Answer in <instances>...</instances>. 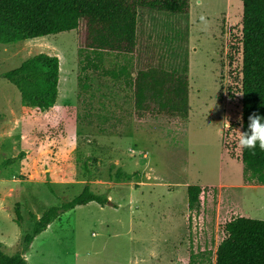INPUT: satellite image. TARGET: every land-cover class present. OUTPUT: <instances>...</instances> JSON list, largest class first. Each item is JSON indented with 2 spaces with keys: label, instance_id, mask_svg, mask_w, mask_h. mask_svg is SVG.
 <instances>
[{
  "label": "rangeland",
  "instance_id": "obj_1",
  "mask_svg": "<svg viewBox=\"0 0 264 264\" xmlns=\"http://www.w3.org/2000/svg\"><path fill=\"white\" fill-rule=\"evenodd\" d=\"M241 17V0H190L186 16L141 10L132 56L85 50L82 24L0 45V165L15 159L0 169L3 253H21L34 221L86 184L108 203L61 214L34 238L27 264H189L192 253L213 261L241 209L264 221V186L245 179L240 161ZM36 54L59 60L57 99L42 113L1 77ZM146 61L177 71L186 63L185 120L136 118L131 90L113 74ZM111 167L132 179L114 182ZM189 185L202 190L196 212L186 208Z\"/></svg>",
  "mask_w": 264,
  "mask_h": 264
},
{
  "label": "trees",
  "instance_id": "obj_2",
  "mask_svg": "<svg viewBox=\"0 0 264 264\" xmlns=\"http://www.w3.org/2000/svg\"><path fill=\"white\" fill-rule=\"evenodd\" d=\"M241 133L247 130L248 116H264V0H241ZM155 11L167 16H186L190 0H0V45L56 36L83 30L79 41L85 50L118 56H132L137 50L139 11ZM89 63V61L87 62ZM84 71V68H83ZM188 69L166 70L145 62L135 71L121 68L114 78H123L132 93L136 118L188 117ZM12 84L23 102L36 112L50 111L57 99L59 60L55 56L36 54L19 67L1 76ZM15 159L5 160L0 169ZM240 161L247 181L264 186V151L241 148ZM113 172L114 182H129L133 175ZM187 208L198 211L201 188L186 187ZM96 203L105 206L108 199L96 195L86 184L72 200L45 210L34 221L30 234L23 238L21 253L8 256L0 245V264H27L23 255L34 238L44 232L64 212ZM225 238L217 246L214 260L204 253L190 254L189 264H264V221L243 217L224 224Z\"/></svg>",
  "mask_w": 264,
  "mask_h": 264
},
{
  "label": "clouds",
  "instance_id": "obj_3",
  "mask_svg": "<svg viewBox=\"0 0 264 264\" xmlns=\"http://www.w3.org/2000/svg\"><path fill=\"white\" fill-rule=\"evenodd\" d=\"M239 146L250 151H254L258 146L264 151V116L257 113L248 116V127L240 133Z\"/></svg>",
  "mask_w": 264,
  "mask_h": 264
},
{
  "label": "crops",
  "instance_id": "obj_4",
  "mask_svg": "<svg viewBox=\"0 0 264 264\" xmlns=\"http://www.w3.org/2000/svg\"><path fill=\"white\" fill-rule=\"evenodd\" d=\"M197 3L198 4H201V0H197ZM178 19V18H177ZM178 27V25L176 26ZM125 66H123L122 68H124ZM132 67L129 68V70L131 69ZM128 70V69H127ZM131 72V71H130ZM188 95H189V90H188ZM202 192V190H201ZM186 208H187V202H186ZM188 209V208H187ZM241 212L242 214L239 215L238 217H243V218H248V216L246 215L247 213L245 212L244 209H241ZM236 218V217H235ZM250 219V218H249ZM182 250V245H181V242H177L176 245H175V254L176 256L178 255V253Z\"/></svg>",
  "mask_w": 264,
  "mask_h": 264
}]
</instances>
